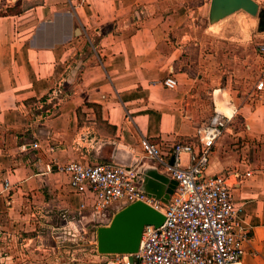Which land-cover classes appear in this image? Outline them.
Segmentation results:
<instances>
[{"label":"crops","instance_id":"obj_1","mask_svg":"<svg viewBox=\"0 0 264 264\" xmlns=\"http://www.w3.org/2000/svg\"><path fill=\"white\" fill-rule=\"evenodd\" d=\"M177 7L174 0H0L2 231L28 238L42 222L70 224L62 214H75L85 202L58 171L70 160L128 167L137 159V170L157 168L142 158L141 138L163 152L192 140L209 115L210 97L214 111L226 109L219 113L230 122L207 173L228 177L249 228L242 264H264V167H248L231 148L239 137H264V91L254 89L264 66L247 94L230 101L227 86L214 85L226 71L191 39ZM46 22L54 25L40 35V45L33 38ZM73 23L83 36L55 43L78 28ZM167 77L176 80L174 89L163 86ZM93 126L100 137L89 135ZM94 140L101 143L96 151ZM181 159L186 163L185 155ZM83 215L78 225L92 233Z\"/></svg>","mask_w":264,"mask_h":264},{"label":"built area","instance_id":"obj_2","mask_svg":"<svg viewBox=\"0 0 264 264\" xmlns=\"http://www.w3.org/2000/svg\"><path fill=\"white\" fill-rule=\"evenodd\" d=\"M254 1L264 5V0ZM257 47L264 58V43ZM162 83L168 89L177 85L173 77ZM254 89L263 92L264 80L259 79ZM229 122L226 115L214 111L196 128L192 140L177 142L166 152L158 144L141 138L142 158L177 183L167 204L141 191L134 167L127 168L115 161H68L58 171L69 177L71 189L85 202L75 214H62L61 220L80 224L86 211L96 239V229L108 226L116 212L131 203L143 202L163 215L162 224L143 228L138 250L132 255H99L95 249L97 256L108 257L107 264H129L130 258L135 264H242L250 242L249 228L233 202L228 177L207 173L212 149ZM32 147L37 149L38 143ZM182 155L186 156V163ZM3 237L0 230V239Z\"/></svg>","mask_w":264,"mask_h":264},{"label":"rangeland","instance_id":"obj_3","mask_svg":"<svg viewBox=\"0 0 264 264\" xmlns=\"http://www.w3.org/2000/svg\"><path fill=\"white\" fill-rule=\"evenodd\" d=\"M174 1L181 11L184 28L187 29L191 39L196 43H202L205 53L212 55V58L219 61L220 66L226 71L224 74H218L217 78L220 82L214 85L219 88L227 86V91L231 94L226 95L230 101L231 98L239 97L240 93L245 96L250 84L256 80L258 71H262L264 66L257 56L261 55L258 44L264 43V32L257 30L258 20L239 11L235 15L211 24L208 21L210 0ZM259 7L264 9V5ZM73 26L79 28L76 23H73ZM207 89L210 90L208 87ZM202 92L204 95V91ZM58 95L60 93L56 94ZM209 98L207 97L209 115L205 121L214 111ZM205 109L204 105L200 114L201 112L206 114ZM217 110L227 113L226 109ZM88 132L92 137L96 135L100 137V132L94 126ZM92 146L96 151L101 143H96L94 140ZM231 148L239 151L240 158L244 159L248 167L256 169L264 167V137L253 139L239 137L231 144ZM69 223L56 219L52 222L48 221L47 224L42 222L36 232L28 238L15 234L8 235L0 229L4 233V237L0 239V264H107L109 259H101L95 252L96 239L93 234L87 228L72 221Z\"/></svg>","mask_w":264,"mask_h":264},{"label":"water","instance_id":"obj_4","mask_svg":"<svg viewBox=\"0 0 264 264\" xmlns=\"http://www.w3.org/2000/svg\"><path fill=\"white\" fill-rule=\"evenodd\" d=\"M239 11L256 18L258 20V32H264V9L260 8L254 0H210L208 21L214 24ZM54 22L42 23L37 28L33 41L41 45L43 39L40 38V35L46 27L54 25ZM80 33L79 28H75L73 31L69 28L62 37L54 41L60 44ZM45 43L50 46L53 45L52 43ZM135 163H137V159L134 161ZM134 164L125 166L133 168ZM136 172V179L141 191L148 197L167 204L177 183L158 172L154 166H149L145 170H137L136 168ZM162 222L163 215L151 206L143 202L131 203L116 212L108 226H101L96 229V252L99 255H132L138 250L143 228L148 225L158 227ZM129 264H135L133 258L129 259Z\"/></svg>","mask_w":264,"mask_h":264},{"label":"bare ground","instance_id":"obj_5","mask_svg":"<svg viewBox=\"0 0 264 264\" xmlns=\"http://www.w3.org/2000/svg\"><path fill=\"white\" fill-rule=\"evenodd\" d=\"M229 116V115H228Z\"/></svg>","mask_w":264,"mask_h":264}]
</instances>
